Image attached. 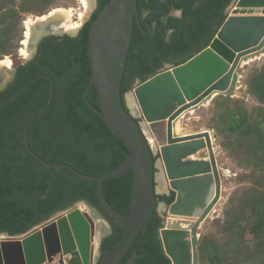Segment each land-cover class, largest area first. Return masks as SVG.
Masks as SVG:
<instances>
[{
	"label": "water",
	"instance_id": "1",
	"mask_svg": "<svg viewBox=\"0 0 264 264\" xmlns=\"http://www.w3.org/2000/svg\"><path fill=\"white\" fill-rule=\"evenodd\" d=\"M224 11L226 17L208 45L185 61L135 82L131 92L122 95L134 20L138 17L137 0H108L103 5L88 30L91 75L83 100L129 150L120 165L103 174L90 175L68 163L49 162L32 150L29 127L47 109L53 97L54 82L49 75H35L0 103L1 108L38 78L49 81L45 105L24 125L23 143L27 152L43 165L63 167L80 178L96 182L99 201L121 227L119 239L100 257L98 264H119L154 211L162 217L159 237L171 264H198L197 229L221 197L224 171L217 162L218 150L213 146L211 131L176 134L174 123L184 112L197 109L217 94L233 95L242 61L264 54V0H232ZM48 25L44 32L34 34V43L43 35L52 34ZM77 31H70L69 35ZM9 70L4 69L6 74L0 72V91L14 78L15 69ZM93 86L98 106L87 97ZM130 97L135 106L129 104ZM201 150H206L207 158L190 157ZM156 154L169 192L174 193L169 204L159 203L156 198ZM128 171L132 172L130 203L127 213L123 214L107 201L102 185L104 180ZM82 202L91 215L70 206L25 233L0 232V264H43L55 257L58 264H91L95 230L92 217L96 216L89 204Z\"/></svg>",
	"mask_w": 264,
	"mask_h": 264
},
{
	"label": "trees",
	"instance_id": "2",
	"mask_svg": "<svg viewBox=\"0 0 264 264\" xmlns=\"http://www.w3.org/2000/svg\"><path fill=\"white\" fill-rule=\"evenodd\" d=\"M107 1L97 0L96 11L75 36L44 38L37 57L17 64L15 79L0 91L2 103L35 75H49L54 82L53 97L47 109L29 127L30 146L49 162L68 163L90 175H100L117 167L129 153L124 141L83 100V91L91 75L88 30ZM231 1L137 0L138 17L134 20L121 84L122 95L136 80H145L163 64H179L208 45L225 19L224 10ZM175 8L181 10L180 16L168 14ZM251 83L262 85L260 94L264 99V73ZM48 93L49 81L38 78L0 108V232L9 235L25 233L55 210L85 200L97 207L113 225L111 234L103 242V255L119 239L121 227L99 201L96 182L80 178L63 167H47L25 149L22 139L24 125L45 105ZM218 96L215 98L226 97ZM87 97L98 106L94 86ZM241 121L243 115L237 110H232L227 118L232 132ZM260 144L264 148V142ZM131 184L132 172L128 171L104 180L102 185L107 201L123 214L129 209ZM257 195V201L251 203L248 200L232 212L227 219L225 234L228 244L236 247L242 260L249 252V260L264 264V192ZM156 198L158 202L169 204L174 193L157 194ZM247 208L257 214V221L251 225L254 232L250 237L252 244L244 243ZM161 226L162 217L154 211L119 264H171L159 237ZM219 246L215 245L217 255L226 254L227 246ZM198 248L205 256L207 251L203 253V246L200 244Z\"/></svg>",
	"mask_w": 264,
	"mask_h": 264
},
{
	"label": "rangeland",
	"instance_id": "3",
	"mask_svg": "<svg viewBox=\"0 0 264 264\" xmlns=\"http://www.w3.org/2000/svg\"><path fill=\"white\" fill-rule=\"evenodd\" d=\"M86 1L87 5H84L82 0H0V61L9 59L10 64L7 69L11 71L14 70L17 64L24 63L31 58L37 45L33 39L34 30L39 29L38 27L41 26V23L49 22V16L56 9H69L71 13L69 21L70 23H79L75 28L79 30L95 9L94 0ZM79 14H82L81 19ZM42 16L49 18L45 19L46 21H40ZM29 21L32 23L30 22L31 24L29 23L30 25L26 26ZM30 26H32V30L29 29ZM53 31L58 34L65 31L70 34V31L73 30L62 29L61 31V29H55ZM8 43H10V46H8ZM21 49L27 51V53L24 54ZM242 64L238 69L240 77L233 95L221 94L226 97L216 99L215 97H220L217 94L197 109L187 111L176 121V128L179 134L197 132L202 129H207L214 134L213 146L218 150L216 155L217 162L224 171L221 177V197L212 212L197 229L198 264H261L254 259L249 260L248 258L251 255L249 252L245 254V260H242V255L236 247L230 242L228 244L225 234L227 219L232 212L237 207L240 208L248 200L251 203L257 201V194L264 192V148L260 144L264 142V99L260 94L262 85L259 83L258 85H252L251 83L254 78L264 73V54L249 59ZM170 65L172 63L166 64L165 68ZM1 69L0 72L6 74L4 68ZM130 92L131 89H128L125 94ZM132 99L133 97H130L127 100L129 104L132 103L135 106L136 103ZM232 110H237L240 115H243V121L240 122V126L233 132L227 123V118ZM147 136L155 149L153 139L148 133ZM203 153L207 154L206 150L198 155L202 156L204 155ZM198 155L196 154V157L199 158ZM156 159V171L158 172L160 169L163 170V166L159 162L157 154ZM255 186L257 190L254 189ZM252 197H254L253 200H251ZM161 202L159 201V203ZM74 207H79L90 214L87 205L82 201L74 203L70 208ZM58 213L56 214L58 215ZM246 215L248 221L245 225L247 230H245L244 243L252 244L250 237L254 235V232L251 229V225H254L255 221H257V214L255 215L250 211V208H247ZM92 218L95 223V230L91 242L93 247L91 264H98L102 256L99 249L100 235L102 233L100 227H103L108 232L109 223L103 217L102 219L100 217ZM247 225L250 227H247ZM200 244L203 246V253L207 251L205 256L202 251L199 252L198 245ZM215 245H220L221 248L227 246L225 250L227 253L225 254L224 252L217 255L218 252L215 250ZM57 259L55 257L51 262L45 261L43 264H58Z\"/></svg>",
	"mask_w": 264,
	"mask_h": 264
},
{
	"label": "flooded vegetation",
	"instance_id": "4",
	"mask_svg": "<svg viewBox=\"0 0 264 264\" xmlns=\"http://www.w3.org/2000/svg\"><path fill=\"white\" fill-rule=\"evenodd\" d=\"M97 7H98V2H97V0H95V9L93 10V12L91 13V15L96 11V9H97ZM169 15H171V16H180V14H181V10L180 9H170V11H169V13H168ZM91 15H90V17H91ZM89 17V18H90ZM138 19V18H137ZM48 28L51 30V33L52 34H47V35H43L39 40H38V42L36 43L37 45H36V48H35V52H34V54H33V56L31 57V58H29L27 61H31V60H34L36 57H37V54L39 53V51H40V48H41V42H42V40L44 39V38H46V37H48V36H55V37H62V36H64V35H69V34H67L65 31H62V32H59V34L58 33H54V31H53V29L54 28H56V26L53 24V23H50L49 25H48ZM59 29H61L60 27H59ZM55 30V29H54ZM56 30H57V28H56ZM79 31V30H78ZM78 31H77V33H78ZM76 33V34H77ZM75 34V35H76ZM75 35H70V36H75ZM27 61H25V62H27ZM166 64H168V63H165V64H163V66L160 68V69H158L157 70V72L158 71H161V70H163L164 68H165V65ZM173 64V63H172ZM15 69V74H14V78H13V80L15 79V76H16V69H17V67H15L14 68ZM12 80V81H13ZM11 81V82H12ZM137 81H139V80H136L135 82H137ZM10 82V83H11ZM9 83V84H10ZM78 201H85V200H77V201H74V202H72L71 204H68L67 206H65V207H62V208H60V209H57V210H55L53 213H51V215L49 216V217H47L46 219H43V220H41V221H38L37 223H35V224H33L30 228H29V230H31L35 225H37V224H39V223H41L42 221H45V220H48L51 216H53V215H55L56 213H58V212H61L62 210H64V209H66V208H68V207H70V206H72L74 203H76V202H78ZM86 202V201H85ZM87 203V202H86ZM89 204V203H88ZM89 206L94 210V213H93V215H95L96 217H103V218H105V219H107L108 220V223H109V231L107 232V231H105L104 229H103V227H100V229H101V231H102V233H101V242H100V252H101V254H102V250H103V242H104V240H105V238L107 237V236H109L110 234H111V232H112V228H113V225H112V223H111V221L97 208V207H95V206H91L90 204H89ZM94 217V216H93ZM28 230V231H29Z\"/></svg>",
	"mask_w": 264,
	"mask_h": 264
},
{
	"label": "bare ground",
	"instance_id": "5",
	"mask_svg": "<svg viewBox=\"0 0 264 264\" xmlns=\"http://www.w3.org/2000/svg\"><path fill=\"white\" fill-rule=\"evenodd\" d=\"M82 2L84 3V5H87V1L86 0H82ZM50 17V18H49ZM49 17H45V16H42L41 17V19H40V21H42V20H45V19H50V21H52L51 23H53L55 26H56V28H57V30H59V27L61 28V30L62 29H64V30H73L74 31V29L79 25V23H76V22H73V23H70V17H71V13L69 12V9H67V10H65V9H62V8H59V9H56L55 11H53V13H52V15L51 16H49ZM79 18L81 19L82 18V14H79ZM39 21V22H40ZM46 21V20H45ZM49 21V22H50ZM31 21H29V22H27V24H26V26L30 23ZM32 23V22H31ZM30 23V24H31ZM29 24V25H30ZM28 25V26H29ZM46 25H48V23H45V24H42L41 23V26L39 27V29H37V30H34V32H35V34H40L41 32H44L45 31V27H46ZM59 26V27H58ZM29 28V27H28ZM56 28H54V29H56ZM29 29H31L32 30V26H30V28ZM53 29V30H54ZM50 30V29H49ZM26 33H28V32H26ZM29 33H31V32H29ZM32 37V36H31ZM21 51L24 53V54H26L27 53V51H25V50H23V49H21ZM250 58H248V60H249ZM252 59V58H251ZM246 61H242V63H245ZM9 64H10V60L9 59H6V60H1L0 61V69L1 68H9L8 66H9ZM133 100V99H132ZM134 101V100H133ZM134 103H135V101H134ZM130 105L131 106H133L132 105V103H130ZM189 111H191V110H189ZM187 112V111H186ZM186 112H184V114L186 113ZM183 114V115H184ZM183 115H181V116H179V117H182ZM179 117H178V119L177 120H175V123H174V127H173V129H174V131L176 132V134H179L178 132H177V126H176V121H178L179 120ZM202 130H204V129H202ZM201 131V130H200ZM192 133H194V132H192ZM182 134H187V133H182ZM191 157V156H190ZM191 158H194V157H191ZM101 236V235H100Z\"/></svg>",
	"mask_w": 264,
	"mask_h": 264
},
{
	"label": "crops",
	"instance_id": "6",
	"mask_svg": "<svg viewBox=\"0 0 264 264\" xmlns=\"http://www.w3.org/2000/svg\"><path fill=\"white\" fill-rule=\"evenodd\" d=\"M181 118V117H180ZM205 150H202V151H199L197 153V155L201 152H203ZM204 154V153H203ZM199 158H207V154H204L202 156L198 155ZM192 157V156H191ZM196 157V155L194 156ZM162 167V166H161ZM159 170V169H158ZM156 191H157V194H169V187H168V182L166 180V177L164 175V171L162 169H160L158 172H157V176H156Z\"/></svg>",
	"mask_w": 264,
	"mask_h": 264
}]
</instances>
